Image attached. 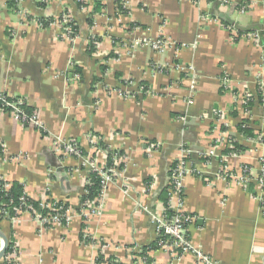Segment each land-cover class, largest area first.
I'll return each instance as SVG.
<instances>
[{
  "label": "crops",
  "instance_id": "crops-1",
  "mask_svg": "<svg viewBox=\"0 0 264 264\" xmlns=\"http://www.w3.org/2000/svg\"><path fill=\"white\" fill-rule=\"evenodd\" d=\"M81 1L17 0L14 8L0 0V92L22 99L39 122L26 125L0 110V178L22 183L32 199L75 204L89 170L62 156L59 142L74 139L88 150L93 133L121 152L123 182L109 184L102 208L86 222L74 215L48 228L28 212L14 224L0 220V232L14 238L17 264H96L102 242L110 245L105 255L132 264L156 240L161 192L183 142L199 171L185 177L182 191L194 246L217 264H264V192L255 180L244 186L219 176V159L197 154L217 138L218 153L234 141L243 148L227 162L234 177L244 164L261 175L264 44L224 23L264 29V0H122L125 12L115 0H99L98 12L95 0ZM64 10L79 29L73 41L59 37ZM159 37L168 40L162 52L125 45ZM90 38L99 40L93 52ZM246 93L257 99L243 103ZM241 120L253 136L238 131ZM94 160L105 162L99 154ZM148 254L169 264L162 250ZM175 264H195V257Z\"/></svg>",
  "mask_w": 264,
  "mask_h": 264
},
{
  "label": "built area",
  "instance_id": "built-area-1",
  "mask_svg": "<svg viewBox=\"0 0 264 264\" xmlns=\"http://www.w3.org/2000/svg\"><path fill=\"white\" fill-rule=\"evenodd\" d=\"M42 2H48L49 0H41ZM227 2L228 0H223ZM119 9L118 4H116ZM124 6V5H123ZM247 9V5L245 3H241L238 5V10L240 12H244ZM61 20L58 22L62 26V31L59 34L60 38L68 39L73 41L76 37L72 38V31L70 24H76L75 21L70 16L69 12H62ZM251 37L254 40L259 38L257 33H251ZM125 45L130 51H135L136 49L143 46H150L152 50L156 52H162L168 46V40L163 37L156 38L155 40L149 39H139L133 38L125 41ZM181 70L190 71L191 66L181 67L177 66ZM227 81L223 82L225 85ZM132 81H128L127 85H131ZM122 93L127 94V91H122ZM260 102L264 105V92H261L260 96H258ZM254 98L249 93H246L243 96V103H247L250 100H254ZM22 99H12L6 97L3 93L0 92V110L8 113L14 119H18L22 121L26 125L39 127V122L37 119V115L35 111L26 112L22 105ZM88 142V150L83 148L80 144H78L74 139H62L59 142V149L62 156L66 158L76 159L81 167L88 168V173L95 171L100 177V192L97 198L93 200H80L75 204H70L68 201H61L60 204L57 205L56 200L45 197L40 200L41 211L33 209L30 205H28L24 199H21V204L15 210L16 215L13 217H9L8 211L5 210L1 205L0 206V219L4 217L5 219L14 224L18 216L22 213L28 212L30 213L42 226L50 228L51 226L56 225H67L72 216L77 215L84 222L89 220L91 216L94 214H98L100 209L102 208L105 200H106V191L111 182H123V170L120 167L121 157L114 155L112 160L113 164L109 168H105V162L98 164L94 160V157L99 154L106 159V151L102 150L99 146L102 138L99 136L88 133L86 136ZM219 138H217L214 144L208 148L206 151H198L197 154L200 157L211 156L216 157L220 161L221 168L219 170V176L224 178H235L238 183L247 186L251 181L255 180L260 187V189L264 192V158L261 159L262 170L261 175L258 177H253L250 173V168L247 165H243L241 167V174L238 177H234V174L231 172V169L228 165L229 158L236 156L238 152L229 151V153H218L217 152V143L219 142ZM108 147V146H107ZM110 150H115L108 147ZM229 149H233V146L230 144ZM181 156L177 161L174 162L172 167L169 170L168 175V183L166 185V191L168 195L167 206L163 207L161 213L154 218L157 224V237L155 240V249L162 250L168 258L169 264H175L178 262L184 255L192 254L195 257V264H217L212 261L210 256L203 252L201 249H198L194 246L189 234L188 228L194 217L186 214L183 211V196L182 191L184 187V179L189 175L199 174V171L195 169L193 163L190 160V156L193 154V150L191 147H188L185 142L182 143L180 148ZM5 184L3 186L4 190H8L10 188L11 182L5 180ZM89 184V178L86 177L85 185ZM86 193L85 189L82 192ZM26 194V193H25ZM27 195V194H26ZM137 207H139L137 205ZM170 209L171 215L168 216L166 214V210ZM88 237L86 234L83 235V240L87 242ZM2 240L0 241V247L2 245ZM101 249L105 250L110 245L108 243L102 242L100 243ZM8 247V241L7 246ZM99 250L103 256L108 257L107 255ZM140 251H137L136 254H139ZM135 254V255H136ZM17 249L16 245L13 244L10 246L9 251L3 254L0 258V264H17ZM149 254L146 255H136L133 258L132 264H151L149 259ZM154 260V259H153ZM108 264V263H102ZM153 264H160L154 260Z\"/></svg>",
  "mask_w": 264,
  "mask_h": 264
},
{
  "label": "trees",
  "instance_id": "trees-1",
  "mask_svg": "<svg viewBox=\"0 0 264 264\" xmlns=\"http://www.w3.org/2000/svg\"><path fill=\"white\" fill-rule=\"evenodd\" d=\"M96 4L98 5V7L95 8L94 12H98L101 9V4L99 0H95ZM116 3L119 6V10L125 12L126 10L124 9L122 0H115ZM16 2L17 0H7V5L8 7H16ZM78 5H83V2L81 0H78ZM64 12H67L66 10H64ZM61 20V15L58 17L57 21ZM39 22L43 25L46 26L50 23V21H46L43 19H39ZM224 25L229 26L231 29H237V32L239 34H244V33H257L258 36L260 37V41L261 43H264V29H261V27H255L252 28L250 30H241L238 29L235 25L231 24V23H224ZM71 27V31H72V38L76 37L78 35L79 29L77 24H70ZM98 39L97 38H90L89 39V44H88V50L89 52H93L95 50V47L98 43ZM128 82V81H127ZM127 82H125L127 84ZM6 96V95H5ZM8 98H12V99H20L17 97H9L6 96ZM23 109L26 112H32L33 110L30 109L25 102H23L22 105ZM232 115H235L234 111L230 112ZM238 131L242 134V135H246V136H253L252 131L250 130L247 122L245 120H241L240 123L238 124ZM232 146L233 149H226L224 151V153H229V151H236L239 152L241 151L243 148L242 146H240L239 144H237V142L232 141ZM100 148L104 151H106V159H105V168H109L112 164H113V156H120L121 152L119 150H110L108 149V147L106 146V144H104L103 141L100 142L99 144ZM121 167V165H120ZM88 178H89V184L84 186V189L86 191V193H82L80 195V200H93L95 198L98 197L99 192H100V177L97 174V172L92 171L88 173ZM5 184V181L0 178V206L3 205L2 207L8 211L9 217H13L16 215L15 210L17 209V207L20 206L21 204V199H24L25 202L30 205L33 209L38 210L40 212L41 211V207H40V200H36V199H32L29 196H27L25 194V190H24V185L20 182H11L10 188L8 190H4L3 186ZM249 187V186H248ZM250 189V188H249ZM162 194V204L163 207L167 206V200H168V195H167V191L166 188L161 192ZM61 201L57 202V205L60 204ZM166 214L168 216L171 215V211L170 209L166 210ZM8 218H4L2 217V219L0 220H7ZM189 234V233H188ZM81 240H83V233L81 234ZM14 244V238H9L8 239V247L6 248V253L9 251V248L11 245ZM155 242L150 245V247H143L140 250V255H146L150 252V250L155 249ZM136 254V255H139ZM148 261L153 264L154 260L153 258L148 259ZM102 263H108V264H121L119 262V260L117 258H115L114 256H108L105 257L103 256L101 253H98L97 257H96V264H102ZM2 264V263H1Z\"/></svg>",
  "mask_w": 264,
  "mask_h": 264
},
{
  "label": "water",
  "instance_id": "water-1",
  "mask_svg": "<svg viewBox=\"0 0 264 264\" xmlns=\"http://www.w3.org/2000/svg\"><path fill=\"white\" fill-rule=\"evenodd\" d=\"M264 44V43H263ZM0 236L2 238V245L0 247V258L3 256L6 246H7V238L0 232Z\"/></svg>",
  "mask_w": 264,
  "mask_h": 264
}]
</instances>
